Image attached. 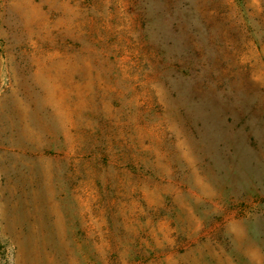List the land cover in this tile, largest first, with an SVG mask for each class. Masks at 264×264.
Returning <instances> with one entry per match:
<instances>
[{"label": "rangeland", "instance_id": "obj_1", "mask_svg": "<svg viewBox=\"0 0 264 264\" xmlns=\"http://www.w3.org/2000/svg\"><path fill=\"white\" fill-rule=\"evenodd\" d=\"M18 253L264 264V0H0V264Z\"/></svg>", "mask_w": 264, "mask_h": 264}, {"label": "crops", "instance_id": "obj_2", "mask_svg": "<svg viewBox=\"0 0 264 264\" xmlns=\"http://www.w3.org/2000/svg\"><path fill=\"white\" fill-rule=\"evenodd\" d=\"M4 233H5V235L7 236L5 230H4ZM15 264H21V263H20L19 253L17 254V257H16V263H15ZM24 264H56V263H54V262H52V261H48V262H43V263H42V262L39 260L38 257L31 256V257H28L27 261H26Z\"/></svg>", "mask_w": 264, "mask_h": 264}]
</instances>
